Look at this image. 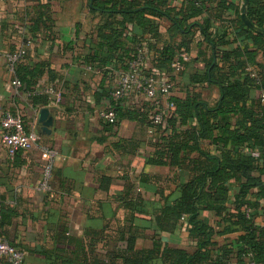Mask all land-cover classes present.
<instances>
[{
    "label": "crops",
    "instance_id": "crops-1",
    "mask_svg": "<svg viewBox=\"0 0 264 264\" xmlns=\"http://www.w3.org/2000/svg\"><path fill=\"white\" fill-rule=\"evenodd\" d=\"M230 1L240 7L241 0ZM94 2L102 0H0V54L19 48L24 64L46 65L24 91L23 84L22 88L11 84L17 74L7 69L0 56V119L5 111L19 113L26 128L37 134L36 144L58 152L51 190L41 192L37 189L42 166L38 146L9 157L0 144V236L24 252L23 264H129L125 261L126 241L132 235L136 236V248H151L153 234H157L161 248L195 245L185 216L172 231L161 232L156 226L145 230L158 208L178 197L179 184L188 176L178 167L149 162V155L165 134L153 126V110L142 92L135 90L126 95L121 106L126 116L112 130L99 117L107 104L104 92L113 86L122 69L117 58L101 68L84 62L88 55L102 60L108 54L100 36L110 32V25L104 24L108 13L92 7ZM46 3L51 7L52 23L30 37L25 29L28 15ZM149 18L155 21L157 33L143 32L130 22L122 26L114 23V27L122 29L125 47L135 46L144 54L145 74L162 75L166 71L153 67L150 60L163 46L177 44L181 37L171 31L166 17ZM115 20L121 21L122 16L115 15ZM200 40L196 33L188 50H180L186 58L171 77L169 95L181 98L186 91L195 92L214 106L219 98L218 86L192 80L194 74L204 72L212 57ZM34 97L38 99L35 104ZM250 97L259 99V89L252 88ZM43 109L50 118L49 134L39 132L38 118ZM172 109L170 105L165 110ZM200 148L214 152L209 139L202 140ZM246 150L253 156L260 153L258 149ZM188 156L195 158L198 153L192 151ZM144 174L154 179L140 181ZM261 179L264 182V174ZM238 186L237 181L227 183L230 208L234 207ZM256 191L252 188L245 199L257 203L246 209V216L251 214L253 226L258 229L263 227L264 198L256 197ZM201 217L216 230L233 228L214 235L217 247H237L240 231L235 225L219 223L212 211L203 212ZM219 253L210 252L212 258ZM0 264L8 263L0 257ZM231 264H240L238 258L233 257Z\"/></svg>",
    "mask_w": 264,
    "mask_h": 264
},
{
    "label": "trees",
    "instance_id": "trees-1",
    "mask_svg": "<svg viewBox=\"0 0 264 264\" xmlns=\"http://www.w3.org/2000/svg\"><path fill=\"white\" fill-rule=\"evenodd\" d=\"M92 7L107 10L104 24L110 25V32L100 36L108 54L102 60L88 55L84 58L86 64L101 68L117 58L122 71H126L138 51L135 46L123 45L122 29H116L114 23L122 26L124 22H130L143 32L154 34L157 25L149 16L166 17L171 22V31L181 40L158 50L156 57L150 60L152 66L170 71V64L178 59L181 49L188 50L190 40L197 33L201 38L199 44L203 42L212 57L206 62L204 72L192 76L193 83L207 82L219 88V98L214 106H209L198 93L186 91L181 98L167 97L174 109L164 113L162 122L155 125L151 118L153 126L165 135L149 155V162L178 167L185 170L188 177L179 184L178 197L170 202L166 200L154 213V220H148L145 230L156 226L161 232L172 231L185 216L195 245L173 244L161 248L157 234H153L151 248H136V236L132 235L126 241L128 255L125 261L129 264H231L232 258L236 257L240 264H264V226L255 229L251 214L246 216V209L256 207L257 203L245 199L252 188L257 189L256 197L264 198L261 179L264 174V107L258 98L250 97L252 88L264 87V35L244 24L239 6L230 0H182L180 4L177 0H102L99 4L92 3ZM246 11L248 19L264 29V0H248ZM115 15L122 16V20L116 21ZM51 23V7L46 3L28 15L25 29L30 37H34ZM23 61L24 57L14 71L23 90L27 91L46 65L31 66ZM144 63L141 71L147 75ZM111 90L112 87L104 92L105 108H111L115 113L113 122L103 121L109 130L126 116L121 107L126 96L113 100ZM37 100V97L32 98L34 104ZM147 102L153 110V104ZM192 121L195 124H191ZM204 139L211 141L214 152L200 148ZM245 149H258L260 153L253 156ZM192 151L198 156L189 157ZM153 179L154 176L147 174L140 176L142 182ZM230 181L239 183L233 208L227 204V183ZM129 192L130 189L126 196ZM129 205L133 207V203ZM205 211L214 212L219 223L230 222L237 227L240 234L236 248L224 244L217 247L214 235L226 234L233 228L214 229L202 219ZM211 250L220 253L212 258Z\"/></svg>",
    "mask_w": 264,
    "mask_h": 264
},
{
    "label": "built area",
    "instance_id": "built-area-1",
    "mask_svg": "<svg viewBox=\"0 0 264 264\" xmlns=\"http://www.w3.org/2000/svg\"><path fill=\"white\" fill-rule=\"evenodd\" d=\"M0 56L4 58L5 65L11 72H14L15 66L23 59V53L19 48L2 52ZM144 58V54L138 51L128 63V69L116 76L110 96L115 100L125 97L130 92L140 90L144 98L154 106L152 122L156 125L162 122L163 115L166 112L165 109L171 105L167 100L172 88L171 77L180 70L186 55L179 52L178 59L170 64V71L162 75L156 73L143 75L141 67ZM11 84L16 88H22V82L18 78L11 80ZM49 91L53 92L52 89H49ZM259 99L264 103V87L259 89ZM99 117L102 121L113 122L115 113L111 108H102L99 111ZM37 138L38 136L34 131L25 127L23 118L19 113L11 111L3 113L0 119V144L9 157H13L18 151H28L34 148L37 145ZM37 146L42 160L37 189L41 192H47L51 190L50 182L58 152L48 145ZM262 225L264 226V220ZM0 257L8 264H23L24 252L0 236ZM249 264L254 263L250 262Z\"/></svg>",
    "mask_w": 264,
    "mask_h": 264
},
{
    "label": "water",
    "instance_id": "water-1",
    "mask_svg": "<svg viewBox=\"0 0 264 264\" xmlns=\"http://www.w3.org/2000/svg\"><path fill=\"white\" fill-rule=\"evenodd\" d=\"M247 3H248V0H241L240 7H239L240 18L242 19V21L247 27L264 35V29L257 27L248 19L247 11H246ZM38 120L41 123L39 127L40 134H49L50 133V129H49L50 118L48 115V111L45 109L41 110L39 113Z\"/></svg>",
    "mask_w": 264,
    "mask_h": 264
}]
</instances>
